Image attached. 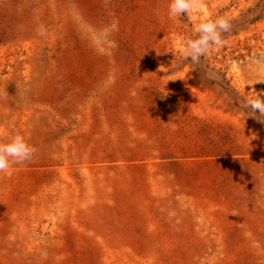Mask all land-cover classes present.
<instances>
[{"label": "rangeland", "instance_id": "rangeland-1", "mask_svg": "<svg viewBox=\"0 0 264 264\" xmlns=\"http://www.w3.org/2000/svg\"><path fill=\"white\" fill-rule=\"evenodd\" d=\"M168 3L0 0V142L37 149L0 173V264H264V0Z\"/></svg>", "mask_w": 264, "mask_h": 264}, {"label": "clouds", "instance_id": "clouds-1", "mask_svg": "<svg viewBox=\"0 0 264 264\" xmlns=\"http://www.w3.org/2000/svg\"><path fill=\"white\" fill-rule=\"evenodd\" d=\"M203 0H169L168 15L170 18H178L187 15L194 9L199 8ZM232 28L231 21L226 16H216L215 19L208 16L199 22L192 37L185 39L183 46L179 49L183 59H190L193 64H198L202 56L206 55L213 46H222L223 34ZM116 30V25H113ZM37 33L44 36L46 29L39 26ZM115 47V42H113ZM251 62L258 67L264 68V52L250 58ZM264 75V71L261 72ZM264 81V80H258ZM256 82V81H254ZM264 93L244 98L241 107L248 110L249 116L264 122ZM257 113L259 115H257ZM37 149L28 142L25 135L17 133L12 135L7 142H0V173H7L13 164H24L31 162Z\"/></svg>", "mask_w": 264, "mask_h": 264}]
</instances>
